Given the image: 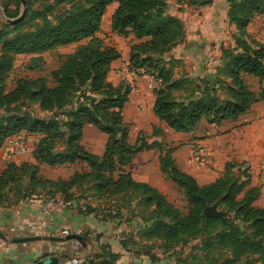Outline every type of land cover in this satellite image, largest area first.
<instances>
[{"label": "trees", "instance_id": "1", "mask_svg": "<svg viewBox=\"0 0 264 264\" xmlns=\"http://www.w3.org/2000/svg\"><path fill=\"white\" fill-rule=\"evenodd\" d=\"M58 1L73 4L54 22L46 21L35 30L16 33L8 40H3L7 32L0 30V108L22 99L37 102L43 109L59 108L69 104L72 96L79 93V102L68 112L69 120L64 124L68 134L67 149L66 152L52 151L51 142L62 133L55 120L30 115L0 116V147L7 138L23 131L43 135L33 150L35 162H8L1 170L0 204L33 195L45 199L59 197L71 203L75 200L73 190L85 183L92 184L93 196L99 200L140 192L156 216L162 215L170 220L165 222L157 216L150 232L153 237L175 241L201 235L208 248L215 246L230 250L231 264L240 260L242 264H264V206L254 205L259 190L248 186L249 178L243 176V172L230 166L214 181L200 185L193 176L176 166L172 147L159 157V165L185 196L189 208L181 215L155 187L134 180L131 172L123 169L135 152L150 149L153 145L143 141L136 145L128 140L129 127L123 120L122 110L130 89L123 82L114 85L107 79L111 62L120 57V52L114 46L104 45L98 33L106 6L116 1L110 19L111 32L123 36L132 34L141 40L131 46V69L158 81L153 87V113L167 127L181 132L193 130L201 120L209 124L235 120L264 98V94L251 91L243 80L244 77H256L264 81V41L255 38L253 48L243 42L247 45L243 51L227 55L224 76L228 89L225 98L218 101L206 96L208 88L204 87L200 93L179 100L169 91L176 85L169 81V70L159 67L153 60L154 53L169 49L185 34L183 22L166 13V0ZM227 1V17L235 23L240 34L245 33L246 26L256 15L264 14V0ZM175 2L194 5L209 4L212 0ZM82 39L87 41L61 56L60 65L51 71L54 86H48L43 77L19 78L14 88L3 91L4 79L15 54L40 53ZM85 124L95 125L107 135L101 156L88 152L80 143ZM76 160L85 161L90 170L75 173L68 180L53 181L37 176V162L60 164ZM212 204L223 211L225 220L203 214V209ZM210 230L212 234L207 233ZM97 257L102 259L95 264H109L117 254L103 249L93 255V258Z\"/></svg>", "mask_w": 264, "mask_h": 264}, {"label": "rangeland", "instance_id": "2", "mask_svg": "<svg viewBox=\"0 0 264 264\" xmlns=\"http://www.w3.org/2000/svg\"><path fill=\"white\" fill-rule=\"evenodd\" d=\"M166 1V13L177 16L183 22L185 33L183 38L173 44V46L169 47V49L153 54V60L158 62V66L169 70V81L176 84L169 91L174 98L183 100L191 95L200 93L204 87H207L208 92H206V96L216 98L218 101L222 100V98L226 97L228 89V83L225 78L226 76H224L225 72H227V55L232 52L237 53L243 51L244 46H247L243 42L249 44V46L253 48V40L260 39L264 41V14L256 15L255 18L251 20V23L246 26L245 33L240 34L235 23L227 17L229 9V2L227 0H212L209 4L201 3L194 5L184 3L178 4L175 0ZM25 3L23 18L16 23H12L10 20L17 18L20 15L22 8L21 1L0 0V30L7 32L3 40L10 39L16 33L33 31L46 21L54 22L57 17L61 16V14L67 11L73 4L60 2L58 0H25ZM195 24H204L208 29L206 30L208 33L207 37L201 40V42L204 43L203 47H201L202 49L204 48L205 51L201 54L197 51L188 54L184 52V48L187 44V28L191 26L193 27ZM98 36L101 38L104 45L114 46L119 50L120 57L117 58L118 62H122V64L125 63L124 67L128 66L131 68L129 64L131 46L141 40L134 38L132 34L123 36L111 32L110 17L108 14L103 18L102 27ZM196 38L199 39L197 36ZM86 41L87 40L82 39L40 53L15 54L12 66L7 71L4 79L3 91L7 92L14 88L15 82L19 78L33 79L36 77H43L46 79L48 86H54L55 81L52 79L51 71L60 65L62 60L61 56L73 52L79 44ZM210 42L216 44L214 49L213 46L210 45ZM249 46L248 48H250ZM196 50H198V48H196ZM206 56H209L208 58L210 60L214 58L213 62L215 66L211 74L208 73L202 76L201 69L196 65V61H199ZM124 67H118V70H125ZM113 70H117V67H113ZM136 75L142 76V74L138 73ZM145 76L147 78L150 77L149 81L153 78L148 74H145ZM243 80L248 88L255 94H264V81H260L256 77H244ZM120 81L126 84V81H124L123 78ZM149 81H147V83ZM127 86L129 87V85ZM147 89L148 91L143 90V92H141V98H143L145 103H151V99L154 97V90L148 87ZM151 91L153 95L151 94ZM79 96V93L74 94L69 104L53 109H43L37 102L22 99L7 107H1L0 116L30 115L31 117L44 120L57 121L60 124V130L62 133L51 142L53 145L52 151L66 152V137L68 134L64 124L69 120L68 112L79 102ZM263 100L264 98H261L259 101ZM136 112L138 114L136 119H133L134 121H132V123L126 122L129 127L128 140L130 143H136V145L140 141L153 145L152 148H150L153 149L151 150L152 154L148 156L150 165L146 169L147 172H142V174L155 177L157 174L155 165L159 162V157L166 154L172 146L166 142H159L157 140L149 142L148 138L154 135H163L164 130L162 126H166V124L162 121H159V125L153 123L152 114L147 109ZM131 113L133 114V111H131ZM84 126H90L89 128L97 130L98 136L95 138L96 136H94V134L87 132L86 137H81L85 144V147L82 146L88 152L100 156L104 149L106 134L99 131L95 125L85 124ZM22 136L27 140L28 147L26 153H11L9 150L15 149L16 140ZM42 137V134H30L23 131L7 138L3 143L7 154L5 160H7V162H12L13 160H15V162H21L33 158V162H35L33 150ZM156 157L158 162L155 161ZM37 164V176L40 177V179L45 178L53 181L68 180L73 177L75 173H83L90 170L88 164L82 160L63 162L60 164H48L46 162H37ZM123 169L128 171L125 167H123ZM158 170L159 173L161 172V174H163L164 181L161 182V189L155 188L164 196L168 203L173 204L178 209L181 215L186 214L189 206L183 192L160 170V165ZM142 174H138V176H142ZM91 187V183H85L81 186L78 185V188L73 190L74 198L89 199V197H91L90 200L97 201L93 196L90 189ZM34 196L36 195L29 198ZM98 203H101L104 208L110 209V216L119 220L120 223L123 222L122 220L124 219L130 222L131 220H140L135 228L131 224L127 225V223L130 222L124 220L125 222L123 223H125L126 226L123 227L124 230L122 231V237L126 240H133L134 243L130 246V251H134L137 248L139 252L147 255L151 261L153 259L156 260V258L161 255H165L173 259V264L230 263L232 257L230 250L220 249L219 247L216 248L215 246L208 248L206 243H204L205 238H202L201 235L186 236L181 240L175 241H167L153 237L150 232L156 217L158 216L159 219L165 222H169L170 220H168L167 217L163 218L162 215L159 216L157 214L156 216V213L152 212L153 209L151 207H148L149 205L146 204L144 196H141L140 192L134 194H118L109 199L98 201ZM223 220L225 219L223 218ZM207 233L212 234V230ZM135 236L138 238H135ZM210 245H214V243H211ZM234 264H242V260Z\"/></svg>", "mask_w": 264, "mask_h": 264}, {"label": "crops", "instance_id": "3", "mask_svg": "<svg viewBox=\"0 0 264 264\" xmlns=\"http://www.w3.org/2000/svg\"><path fill=\"white\" fill-rule=\"evenodd\" d=\"M116 6V1L106 6L101 27L104 16L108 14L111 19ZM206 30L208 29L204 24H195L193 27L187 28L185 53L192 54L193 51H197L201 54L205 51L204 48L202 49L204 43L201 40L207 37ZM213 44L210 42L214 49L216 44ZM208 57L196 61L202 76L211 74L215 66L214 58L210 60ZM124 64L118 62V59L112 61L107 76V79L114 85L119 84L123 78L130 87L128 100L122 110L123 120L132 123L133 119L138 116L136 111L147 109L152 114L153 123L159 125V120L152 109L154 97H152L151 103H145L141 98V92L148 91L147 81L150 77L147 78L144 75L122 77L118 67L123 68ZM113 67H117V70H113ZM151 94L153 95L152 91ZM89 127H83L82 138L86 137L87 132H91L97 138V130ZM162 127L163 135H154L148 140L149 142L154 140L166 142L172 146L174 148L172 156L181 171L193 176L198 184L204 185L214 181L232 166L233 170L243 172V176L247 175L249 187L258 188L259 196L254 201V205L264 206V170L262 169L264 164V100L255 102L248 112L235 120H223L218 124H209L205 120H201L193 130L188 132L175 131L164 125ZM83 141L81 139V144L85 147ZM199 149L206 156L204 163L197 162L192 158L193 152ZM151 150L153 149H144L134 153L125 169L131 172L134 180L161 189V182L164 180L163 174L158 170L157 157L155 159L158 162L155 165L157 172L155 177L142 174V172H147L146 169L150 165L148 156L152 154ZM103 152L104 149L100 156ZM6 157V148L3 145L0 147V172L8 163L5 160ZM13 161L15 162V160ZM27 161L33 162V158ZM138 174H142V176H138ZM90 198H77L65 205L56 204L48 212L44 211L47 199L40 196L0 204V264H34L48 256L57 257L56 264H77V261L83 257L86 258L87 264H89V259H92L95 264L102 257L93 258V255L103 252V249L106 252L117 254L116 259L109 261V264H173V259L165 255L151 261L137 248L130 251V246L134 243L133 240H126L122 237L123 227L126 226L123 222L127 220L121 219L123 222L120 223L119 220L110 216V209H106L101 203H98L101 200L92 201ZM139 222L140 220H131L127 225L131 224L135 228ZM65 230H68L67 234H75L78 238L65 241L45 238L50 235L64 236L66 235L64 234ZM2 236L6 239L22 237H37V239L12 243L4 240ZM135 238L138 237L135 236Z\"/></svg>", "mask_w": 264, "mask_h": 264}, {"label": "built area", "instance_id": "4", "mask_svg": "<svg viewBox=\"0 0 264 264\" xmlns=\"http://www.w3.org/2000/svg\"><path fill=\"white\" fill-rule=\"evenodd\" d=\"M124 69H122L120 71V75L122 77H126L127 75H130V76H137L136 74V71H134L133 69H131L130 67L128 66H125ZM143 75V74H142ZM145 76V74H144ZM156 80H154L153 78H151V80L147 83V87L148 88H152L154 87V85L157 83L155 82ZM27 140L24 138V136L22 137H19L18 140H16V144H15V149L12 150L10 149L9 151L14 152L15 154H24L26 153L27 151ZM192 158L197 161V162H200V163H204L205 162V154L202 152L201 149L199 150H195L193 152V156ZM262 169L264 170V164H263V167ZM65 205V204H70V202H65L63 201L61 198L57 197V198H54V199H47L46 200V204L44 205V211L48 212L50 211L51 209H53L54 205ZM68 231V230H67ZM66 230L64 231V234H67ZM77 264H87V260L86 258H80L78 261H77Z\"/></svg>", "mask_w": 264, "mask_h": 264}, {"label": "water", "instance_id": "5", "mask_svg": "<svg viewBox=\"0 0 264 264\" xmlns=\"http://www.w3.org/2000/svg\"><path fill=\"white\" fill-rule=\"evenodd\" d=\"M20 1L22 4L20 15L17 18L10 20V22H12V23H16V22L20 21L24 16L26 3H25V0H20ZM203 214L207 217H214V218H221V219L224 218L223 211L217 209V206L215 204L206 206L203 209ZM2 238L4 240H8L9 242H12V243H19V242L37 239V237L36 238L35 237H22V238L6 239L4 236H2ZM45 238L48 240L65 241V240H70L72 238H78V236L75 234H66L64 236H52V235H50V236H45ZM56 263H57V257L48 256L46 258H43V259L36 261L34 264H56ZM89 264H94L92 259H89Z\"/></svg>", "mask_w": 264, "mask_h": 264}]
</instances>
